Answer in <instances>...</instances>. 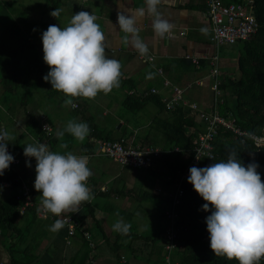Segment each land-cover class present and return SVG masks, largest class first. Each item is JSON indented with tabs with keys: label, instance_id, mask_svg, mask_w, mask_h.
I'll use <instances>...</instances> for the list:
<instances>
[{
	"label": "crops",
	"instance_id": "0c3cea01",
	"mask_svg": "<svg viewBox=\"0 0 264 264\" xmlns=\"http://www.w3.org/2000/svg\"><path fill=\"white\" fill-rule=\"evenodd\" d=\"M15 1L0 0L1 40L7 37L5 29L12 23L11 20L18 24L21 33L30 25V8L24 5L26 0H20L19 7L27 14L8 17ZM85 1L89 5L85 4L84 11L96 15V23L105 33L106 55L122 65L118 91L120 97L117 101L122 107V113L107 109L96 122L88 113L86 101L73 98V104L69 108L80 113L78 118L88 124L90 132L82 142L68 133L60 139L57 132L66 127L61 125L60 120L54 125L43 113H38V119H35L26 109L29 100L37 98L38 92L34 94L33 91L38 88H43L39 100L40 97L54 100L65 96L52 89L51 84L43 79L50 68L43 60L42 39L39 40L37 55L34 51L31 53L34 57L38 56L41 66L32 62L33 56L31 61L30 57H25L27 44L18 50V62L6 60L3 67L7 72L4 73V82L0 71V121L8 131L4 124L5 114L8 123L15 127L11 133L15 137V144L12 147L11 140L7 143L11 154L21 161L14 170L0 175V264H163L165 246L168 243L165 233L169 221L163 215L168 208L162 209L161 205L165 203L168 206L169 195L175 187L165 171L166 166L162 162H155L148 169L121 166L102 155L98 151L97 142L105 138L124 139L130 146H153L167 152L178 149L171 135L175 118L172 112L166 111L159 104L163 98H171L173 87L184 89L185 97L197 102L203 110L211 112L217 109L207 60H202L200 66H195L186 58L210 57L216 53V46L211 40V24L207 17V0H162L158 11L173 25L171 32L163 38L156 36L153 31L154 17L146 14L139 32L140 38L149 49L146 55H141L133 47L130 36L128 42H125L127 34L119 29L117 23V14L124 7L146 8L145 0ZM66 4L67 1L62 0L61 7L65 9ZM76 8L73 7V15ZM61 17L59 26L63 28L65 24H61ZM48 21L45 24L47 28L52 25L49 15ZM29 40H34V37ZM139 56L153 57L154 61L149 62ZM238 57L237 53L236 57L226 61V65L231 67L229 73L221 70L223 65L220 59L221 82L234 78V66L237 69ZM26 60L28 63L25 64ZM158 68L163 71L162 74L157 72ZM15 77L20 78L19 81H15ZM164 80H168L170 85L164 86ZM4 83L16 87L9 90ZM151 89H156L157 94H150ZM7 92L23 97L22 103L12 100L9 108L5 109L7 99L3 94ZM128 98H131L128 103L130 108L125 107ZM57 103H60L59 100ZM75 104L77 108H73ZM22 109L26 112L23 113ZM55 112L53 116L58 118L60 115L56 114L60 113L59 109L56 108ZM193 118L192 128L183 127L185 134L202 129L203 125L196 117ZM44 119L53 127V136L50 138L39 127ZM35 142L45 143L51 151L61 154L72 152L78 156H87L88 167L93 173L87 184L94 198L81 203L77 211L64 212L59 217L50 212L42 213L41 193L34 188L36 162L32 160L34 157L24 155L25 144ZM61 143H68L67 148L61 149ZM26 162H30L31 166ZM157 170H162V174L156 172ZM12 176L28 186L32 205L9 214L5 209L17 202L15 196L19 190L17 184L8 181ZM64 216H72L77 222L72 235L68 234L65 225L56 232L51 231L54 222ZM120 218L131 224L127 235L113 230V224ZM7 220L10 221V226L7 225Z\"/></svg>",
	"mask_w": 264,
	"mask_h": 264
},
{
	"label": "clouds",
	"instance_id": "9594fccd",
	"mask_svg": "<svg viewBox=\"0 0 264 264\" xmlns=\"http://www.w3.org/2000/svg\"><path fill=\"white\" fill-rule=\"evenodd\" d=\"M162 0H145L146 8L124 7L118 12L117 23L125 34V42L131 38L133 47L141 54L149 51L140 38L142 22L146 14L154 17L152 28L156 36L165 37L173 25L162 17L158 5ZM62 9L50 13L60 16ZM96 15L88 11L74 14L68 25L61 28L49 25L42 33L43 60L50 71L43 77L52 89L62 92L65 105H72V98L95 99L99 93L109 94L120 85L121 63L106 55V36L96 23ZM90 129L86 122L69 120L57 137L65 133L78 141H84ZM15 139L8 131L0 132V175L9 168L14 157L7 150V142ZM25 157L36 160L34 188L41 195V204L46 212L61 216L64 212H75L83 202L94 197L87 181L92 176L88 157L72 152L61 154L51 151L47 144L27 143ZM67 148L66 143L59 145ZM200 159L198 156L196 157ZM30 167V162H26ZM255 162L245 166L235 150H231L226 161L209 166L191 167L188 182L206 202V217L210 248L215 256L236 259L239 264H259L264 257V182ZM119 216V213H116ZM64 227L63 219H57L51 227L56 232ZM131 224L122 218L113 224V230L127 235Z\"/></svg>",
	"mask_w": 264,
	"mask_h": 264
},
{
	"label": "trees",
	"instance_id": "16d2710c",
	"mask_svg": "<svg viewBox=\"0 0 264 264\" xmlns=\"http://www.w3.org/2000/svg\"><path fill=\"white\" fill-rule=\"evenodd\" d=\"M43 1L45 7L49 9L51 24L59 26L61 13L58 18L52 17L50 13L56 8L61 9L62 0ZM238 1L240 0H229L227 2ZM253 14L259 24V29L249 40L238 42L242 43L237 59L238 74L234 78H227L221 83L223 103L219 106V113L224 117L234 118L237 126L248 134L264 138V0H253ZM11 22L5 29V32L8 33L7 37L0 42V71L3 82L6 76L4 73H7L3 69L6 60H11L12 63L14 61L18 62L20 60L18 50L26 44L22 41L23 37L16 33L19 30L18 24L13 20ZM29 50L27 49V51ZM29 61H31V57ZM19 79L18 77L14 78L15 81H19ZM4 85L9 90H14L16 87L15 85L8 86L6 83ZM130 100L131 98L127 99L126 108H130L128 105ZM159 104L163 105L161 102ZM172 115L175 121L172 125L171 135L179 152L165 154L158 160L166 166V169H164L172 180V185L176 186L180 183L184 192L180 204L174 208V212L178 216L175 223L177 246L173 251L172 258L178 264H239L236 259L229 260L226 256H215L210 248V238L206 224V217L211 214V205H209V211H204L202 205L206 202L188 182V177L184 180H181V178L186 172L190 175L189 169L193 166L202 168L222 160L226 161L229 152L235 150L245 166L253 162L258 164L257 171L262 182H264V146L258 148L255 146L254 140L248 135L238 136L231 131L220 128L213 140V159L202 157L195 165H191L193 148L197 135L201 130L195 129V131L185 134L183 127L189 129L194 124V118L188 114L187 109L178 107L172 112ZM42 122L39 125L41 130ZM104 140L116 141L110 138ZM161 171L157 170L156 172L162 174ZM13 178L14 176L8 181L12 183ZM175 189L174 187L173 191ZM169 202L170 199H168V208L171 203ZM21 205V202H16L10 204L5 210L9 214H14ZM6 223L10 226V221L7 220ZM259 264H264V257L261 258Z\"/></svg>",
	"mask_w": 264,
	"mask_h": 264
},
{
	"label": "built area",
	"instance_id": "2783aa9c",
	"mask_svg": "<svg viewBox=\"0 0 264 264\" xmlns=\"http://www.w3.org/2000/svg\"><path fill=\"white\" fill-rule=\"evenodd\" d=\"M207 17L211 24L212 42L216 46V53L210 57H193L187 56L195 66H200L202 60H207L209 65V78L211 80V90L216 100L217 109L211 112H207L200 108L199 104L194 100H190L185 97V90L178 87H173V95L170 99L163 98L162 104L166 111L173 112L178 107L188 110V114L196 117V119L203 125V128L198 133L195 146L193 148V159L191 165H195L199 160L196 158L207 157L213 159V140L216 137L218 130L224 128L228 131L233 132L238 136H249L254 140L256 147L264 146V138L257 137L253 134L241 130L234 118L224 117L219 113V106L223 103V95L220 89V58L219 49L223 45H234L238 42L247 41L252 38L259 29V24L253 14V0H240L238 2H224L223 0H207ZM140 59H146L149 62H153V57L144 58L139 56ZM157 72L162 74L163 71L158 68ZM164 86H169L168 80H164ZM150 94L156 95L157 90L151 89ZM73 108H77V104L73 105ZM42 131L45 136L50 138L53 136V127L49 122L43 120L41 123ZM6 128L0 121V132L5 131ZM7 142V141H6ZM98 151L112 159L114 162L121 166H127L130 168L148 169L155 162L165 154L169 153L153 146H130L127 145L124 139L112 141V140H99L97 142ZM7 150L10 152L9 145L7 144ZM178 149H176L177 151ZM12 155V154H11ZM13 156V155H12ZM14 161L10 164L9 168L4 171L14 170L19 164L20 159L13 156ZM32 160H35L33 158ZM3 173V174H4ZM189 177L188 173H184L181 180ZM12 183L17 184L19 190L15 196L17 202H21V210H25L28 206H31V194L30 189L24 183H22L17 177L13 178ZM9 185L8 182H5ZM175 191L169 195L170 207L165 211L164 216L169 221V227L166 230L165 237L168 243L165 246V255L163 257V264H178L172 258L173 251L177 244V236L175 223L178 219L174 208L180 204L181 198L184 194L180 183L175 186ZM46 211L42 209V213ZM64 225L67 227L68 234L72 235L77 227V222L72 216H64ZM87 238L88 235L84 234Z\"/></svg>",
	"mask_w": 264,
	"mask_h": 264
},
{
	"label": "rangeland",
	"instance_id": "374dc122",
	"mask_svg": "<svg viewBox=\"0 0 264 264\" xmlns=\"http://www.w3.org/2000/svg\"><path fill=\"white\" fill-rule=\"evenodd\" d=\"M63 1L64 2L67 1L68 3L65 5L66 6L65 9L61 7L62 9L61 24H65V27L68 25L71 17L73 16V7H77L76 12H75L76 14L79 11H82V10L84 11L85 4L89 5V3H87V1L85 0H63ZM226 1H229V0H226ZM19 2L20 0H16L15 3H13L12 8L9 11L11 12V14L8 15V17L9 16L10 18L11 17H21L23 14L26 13L25 10L19 7L20 6ZM24 5L30 8V12L28 13L30 15V25L26 30H24V33L23 32L21 33V31L19 30L16 33H19V35L23 37V41L29 46L28 49L30 50L27 51L26 56H25L28 59L29 57L33 56L31 54L32 51H34V53H36L37 55V51L39 50L38 47L40 44L39 40L42 39V33L47 30L46 29L47 27L45 26V24L48 21L49 9L45 7V2L43 0H26V2L24 1ZM8 20L9 19L7 18V21ZM0 35H1V32H0ZM30 37H34V40H28ZM0 42H1V39H0ZM0 48H1V44H0ZM241 48H242V43H236L234 45H223L220 48L219 58L221 59V63L223 65V67H221V70H223L225 73H229V71L231 70V67L226 65V61L228 59H232L234 56L236 57L237 53L239 56L240 54L239 52ZM37 57L33 56L32 62L37 63L38 65L41 66L40 60H37ZM27 61L28 60H26L25 64L28 63ZM234 70H236L235 75L238 74V71L235 66H234ZM119 88L120 87L114 88L107 95L101 92L96 96L95 99L81 98L82 100H85L86 103L88 104V107H89L88 113L93 116L96 122H97V118L100 117V114H102L103 111H108L107 109H109L110 112L115 111L116 113L117 112L122 113V107H120L119 104H117V101L120 97V92H118L120 90ZM42 90L43 88H38L37 90L33 91L34 94H36L35 92H38L37 98H31L26 108L28 109V112H30L33 116H35L34 117L35 119H38V113H43L49 117V119L54 123V125L58 123L59 120L61 121V125L63 126H66L69 120H75L77 122H81V119H79L80 113L78 111L71 110L69 108L70 105H65L64 103L65 100L68 99L69 97L62 96L61 99L55 98L54 100H48L45 97H42V98L40 97V100H39V94ZM3 97L7 99V102H6L7 104L4 105L5 109L9 108L10 102L12 100L13 102L17 101L19 103H22V100H23L22 99L23 97L18 96V94H11L9 92L3 94ZM32 97H35V96L32 95ZM27 98H30V97H27ZM35 99H38V100H35ZM58 100L60 102L59 104L57 103ZM20 107L21 106H18V108ZM56 108L59 109V112H60L59 114H56L58 116L60 115L58 118H54L53 116V113H56L55 112ZM22 110H23V113L26 112L24 109ZM17 112L22 114V111L20 109H17ZM0 113H2L1 109H0ZM4 116H5L4 124L6 125L8 132L11 134L13 133L12 128L15 129V127L13 125L11 126V124L8 123L9 121H7L5 114ZM102 135L105 136L104 133H102ZM14 144H15V139H12L11 140L12 147L14 146ZM178 152L179 151L178 150L176 151V149L169 151L170 154H176ZM154 200L158 201L157 199H154ZM165 207L168 208V206H166L165 203L161 205L162 209H164Z\"/></svg>",
	"mask_w": 264,
	"mask_h": 264
}]
</instances>
